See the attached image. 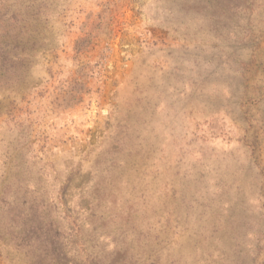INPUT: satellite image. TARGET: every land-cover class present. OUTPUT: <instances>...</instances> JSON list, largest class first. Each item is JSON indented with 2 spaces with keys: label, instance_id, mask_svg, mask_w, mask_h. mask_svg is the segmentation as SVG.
<instances>
[{
  "label": "rangeland",
  "instance_id": "obj_1",
  "mask_svg": "<svg viewBox=\"0 0 264 264\" xmlns=\"http://www.w3.org/2000/svg\"><path fill=\"white\" fill-rule=\"evenodd\" d=\"M0 264H264V0H0Z\"/></svg>",
  "mask_w": 264,
  "mask_h": 264
}]
</instances>
